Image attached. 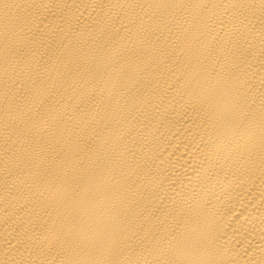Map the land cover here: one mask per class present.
I'll return each mask as SVG.
<instances>
[{
	"label": "bare ground",
	"instance_id": "6f19581e",
	"mask_svg": "<svg viewBox=\"0 0 264 264\" xmlns=\"http://www.w3.org/2000/svg\"><path fill=\"white\" fill-rule=\"evenodd\" d=\"M0 264H264V0H0Z\"/></svg>",
	"mask_w": 264,
	"mask_h": 264
}]
</instances>
